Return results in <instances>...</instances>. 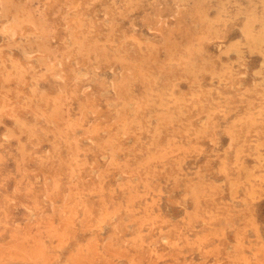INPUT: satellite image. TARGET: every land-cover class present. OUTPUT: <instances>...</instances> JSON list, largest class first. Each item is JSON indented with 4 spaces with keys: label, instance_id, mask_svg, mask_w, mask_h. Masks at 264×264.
<instances>
[{
    "label": "rangeland",
    "instance_id": "obj_1",
    "mask_svg": "<svg viewBox=\"0 0 264 264\" xmlns=\"http://www.w3.org/2000/svg\"><path fill=\"white\" fill-rule=\"evenodd\" d=\"M0 264H264V0H0Z\"/></svg>",
    "mask_w": 264,
    "mask_h": 264
}]
</instances>
